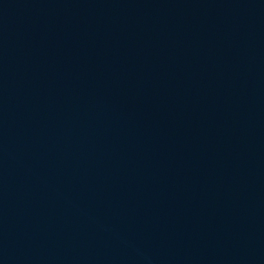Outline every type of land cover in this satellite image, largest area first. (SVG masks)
Wrapping results in <instances>:
<instances>
[{"label": "water", "instance_id": "1", "mask_svg": "<svg viewBox=\"0 0 264 264\" xmlns=\"http://www.w3.org/2000/svg\"><path fill=\"white\" fill-rule=\"evenodd\" d=\"M0 264H264V0H0Z\"/></svg>", "mask_w": 264, "mask_h": 264}]
</instances>
